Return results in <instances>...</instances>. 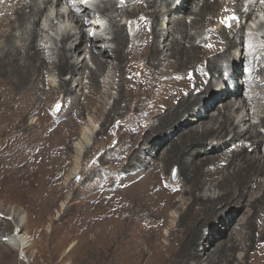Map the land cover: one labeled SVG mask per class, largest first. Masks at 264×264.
<instances>
[{
	"label": "bare ground",
	"instance_id": "obj_1",
	"mask_svg": "<svg viewBox=\"0 0 264 264\" xmlns=\"http://www.w3.org/2000/svg\"><path fill=\"white\" fill-rule=\"evenodd\" d=\"M65 1L71 2L0 0L5 3L0 4V127L7 132L20 129L31 115H37L28 125L39 127V137L32 132L16 134L21 138L30 136V145L40 144L36 142L40 140L44 145L54 142L56 148L69 141L75 131L70 129L76 126V120L85 116L86 109L92 110L94 106L95 114H106L95 137L104 133L100 144L102 154L108 153L109 147L117 156L111 165H106L107 175L99 180L96 189L109 203L100 211L98 208L92 211L98 210L94 218L109 229L107 234L100 235L107 241L104 252L108 251L111 241L117 248L116 260L111 264H139L146 254L145 264H149L152 256L153 264H264V65L256 57L260 50L257 54L254 53L257 49L243 50L244 56L240 54L238 58L232 57L231 52L244 44L246 23L243 18H251L255 3L247 4L244 9V0H183L187 3L183 8L177 4L180 0H126L125 3L85 0L91 6L71 3L69 18L75 28L64 33L66 23L62 27L56 24L52 14L51 20L48 16L45 20H50L55 37L46 38L44 33L42 36L40 22L44 14L52 8L56 10L55 17H64L61 6ZM16 2L20 6L12 8L14 11L10 13V7ZM256 3L264 9L262 2ZM234 11L240 13V23L217 26L225 13ZM169 14H173L174 19L168 17ZM121 16L126 20L120 21ZM261 21L258 13L250 25L256 27ZM108 29L113 35L111 39L102 40L100 34L93 38L90 34H107ZM38 35L42 36L39 43ZM75 35L80 37L72 39ZM250 38L252 44L256 42L253 36ZM111 40L115 42L113 47H99L95 43ZM73 41H78L76 52H87L83 59L77 57L78 63L73 62ZM259 44L264 46V39ZM111 53L113 56L109 59ZM231 60L236 66L245 65V69L234 75L233 64H228L234 80L242 81V85L236 87V84L227 94L215 96L204 109L200 105L194 108ZM51 71L58 75L68 71L72 76L56 84L53 79H46ZM135 71H141V75L137 77ZM253 83L263 90H252ZM83 88L87 89L82 91ZM113 90L118 96L106 109V98L112 97ZM54 92L65 98L64 117L61 115L60 119L50 116L41 106L42 96L50 97ZM17 112L23 117H15L19 116ZM118 113L124 119H115ZM149 117L155 119L148 127ZM87 125H91L90 119ZM65 129L69 130V135H64ZM110 129L118 133L114 148L105 144ZM90 133L93 132L89 126L84 127L74 148L86 143ZM151 143L146 156L140 155L143 146ZM258 149L263 154H258ZM78 155H81L80 150ZM79 156L74 159L76 166L81 160ZM174 166L180 171L177 183L167 178V172ZM13 173L4 175L0 187L4 189L8 180L11 182L8 186L12 184L21 192L23 177L12 176ZM208 180H211L210 185ZM178 195L181 199H176ZM113 201L117 207L115 215L103 218L101 209H109ZM173 208L181 210V214L177 224L170 225L169 233H164L171 237L164 252L159 247L160 235ZM10 209L13 214L10 218L16 223L7 243L28 253L33 244L24 232L23 211ZM92 217L88 218L89 225L95 223ZM212 219L218 233L210 243L203 227ZM114 221L116 225H112ZM6 226L0 222V232ZM199 243L206 245L204 254ZM253 245L259 250L254 251ZM240 248L246 251L245 260L237 256ZM204 255L206 258L202 261ZM1 256L3 261L8 258Z\"/></svg>",
	"mask_w": 264,
	"mask_h": 264
},
{
	"label": "rangeland",
	"instance_id": "obj_2",
	"mask_svg": "<svg viewBox=\"0 0 264 264\" xmlns=\"http://www.w3.org/2000/svg\"><path fill=\"white\" fill-rule=\"evenodd\" d=\"M180 1H182L184 4H187L183 0ZM230 1L233 2L234 0H230ZM244 1L246 2V0ZM3 3L4 2H1L0 4L4 5L5 3L4 4ZM47 4L50 5V3ZM247 4L248 3L245 4L244 9H247L249 5ZM19 6L20 4L16 2L15 4L12 5V7H10V9L13 8L15 10ZM73 6L75 5L73 4ZM13 9L9 10L10 13L14 11ZM251 9L253 10V15L251 16V18L249 17L243 18L244 23H246V26L243 29L244 34L242 36L244 40V44H241L240 46H236L232 49L231 51L232 57L234 56H236L234 58L240 57V54H242L243 50L245 51L246 49L252 48L251 49L252 51L257 49V52L255 50L254 53L257 54L259 50L261 51L257 54L256 57L259 60H261L260 64L264 65V46L259 44L264 39L263 37L264 11H260V9L261 10L264 9L259 3H255V5ZM55 11L56 10L53 9L52 11L46 12L44 15L45 17L46 16L49 17L53 14V19L57 21L56 24L59 23L61 27L64 26L65 23L66 25L68 24L69 27L74 25V23L70 21L69 15L66 14V12L64 17L57 18L54 15ZM71 12L72 11H70L69 13ZM258 13L261 15L262 21L259 22L256 25V27L255 26L252 27L250 25L251 24L250 21L253 18V16H255ZM239 14L240 13L237 11L225 13L223 16L224 19L220 20L217 26L221 27L223 24L230 25L231 23H238V22L240 23V21H238L240 20ZM168 17L174 19L173 14H169ZM232 17H235V19L233 20ZM106 20L108 21L107 18ZM119 20L124 21L126 20V18L121 16ZM169 21L171 23L172 20ZM255 22H252V24H255ZM41 23L42 21L40 22V25ZM88 24H90V22H88ZM132 24L135 25V22H133ZM237 26H239V24H237ZM35 27H37V25L34 26L33 28ZM44 31L45 30L42 28L41 30L42 36L44 33V36L46 38L48 37L50 38L51 36L55 35V29H51L53 33L52 35L50 33L46 34ZM107 33L108 35H112L111 33H109V29L107 30ZM42 36L41 35L37 36L38 43L39 41H41ZM76 36L77 35L74 36L75 39ZM250 36H253L254 38L256 37L255 39L253 38V40L256 41L253 43L255 44V46H253L252 42H250L252 41V38H250ZM61 37L58 38L57 41H59ZM133 40L134 42H136L137 39H135L134 37ZM111 41H112L111 46L112 47L115 46V42L113 40ZM77 42L78 41H75L74 44L71 43V45H73L72 54L75 60V61L73 60L74 63L75 62L78 63V61H80L85 57L86 55L85 53H87L86 50L77 51V52L75 51V44ZM248 42H250L251 44ZM137 43L138 42H136V44ZM245 43H247L248 46H246ZM126 52L127 49H125L124 53ZM78 56L80 60H78L77 58ZM112 56L113 54L111 53L109 59H111ZM242 56H244V54H242L241 57ZM233 60H231L229 63H226V65H224L222 73L218 77H220L225 72V70L228 68V64L231 65L233 64L231 68L232 70L235 69L234 75H236L237 71H242L243 68L245 69V65L243 67L241 66V64L239 66H236L237 63L233 62ZM134 73H136L137 77L141 75V71H137V72L135 71ZM71 76L72 74L69 73L68 71L61 75H58L55 71H51L46 76V79L47 80L53 79L54 82H56V84H59L60 79L68 80L70 79ZM218 77H216L215 80L213 81L214 84ZM235 82L236 83H234V85L237 84L236 87L242 85V81L239 82L237 78ZM71 84L74 86L75 82L73 81ZM251 88L252 90H255L256 88L263 90L262 87H259L258 84H254V83L251 85ZM85 89L83 88L82 91H84ZM102 89L106 90V87H103ZM207 93H209V90L207 91ZM116 96H118V93L117 91L113 90L112 97L106 98V102H107L106 109L113 104V100ZM64 99L65 98L63 95L56 92H54L50 97L47 95H43L41 100L42 101L41 106L42 108L45 107L47 113L49 112L50 116L57 117V119H60V117L62 116L64 117V112L62 114V111L64 109ZM82 102L84 103V100ZM59 103H61L60 104L61 106L58 113H56L55 108ZM93 108L94 106L92 107V110L86 109L84 113L85 116L80 120H76L77 122L76 126L70 129L71 132H73L74 130L75 131L74 134L70 137L69 141L63 144L61 147H56V148H55V144H53L54 142L44 145L43 142L37 140L36 142H39L42 145L40 144L30 145L31 143L28 141L30 140V136L25 135L22 138L18 136L21 133H28V132H32V134H35L36 137H39L41 135V131L39 130V127L35 125H28V122L30 123L31 122L30 120H32L31 118L32 117L37 118V115H31L28 118L29 121L26 120V124L23 125L22 126L23 128L20 129L9 130L7 132V130H3L1 128L2 126L0 125L1 126L0 127V183H1L0 186L4 183L2 182L4 180V175L6 176L8 172H14L12 176H16L19 174V176L23 177L21 181V186L23 187V191L21 192H17L13 188L12 184L11 186H8V183H11L8 180H6L5 182L4 189L0 187V222H2V225L7 224V226L0 232V242L2 243L5 241L4 244H0V256L4 255L5 257H8L6 261H3L2 258L3 256H1L0 257L1 264H9L7 261H10V264H20V261H23V258L25 260L23 261V264H108V262L109 264H111V262H114L116 260L114 257L117 256L115 253L117 250L116 246H114L111 241L109 246H107L108 251L104 252V247L107 241L104 242L100 237L101 233L107 234L109 232L108 226H102L103 222H101L98 219H95L93 214L96 213L102 206L109 203V200L107 199H105L106 202L104 201L103 195H100L101 193H98V190L96 189L99 186V180L103 178L105 175H107L106 165H111L113 163L114 157L117 155H113L109 147L107 148L109 150L108 153L102 154L103 148L102 146H100V144L102 143L105 134L101 133L103 136L101 137L98 136L99 138H96L95 136H96V132L102 127V121L105 118L106 114L103 116H99L95 114ZM82 109L83 110L85 109L84 105H82ZM215 112L216 111H214V113ZM15 114L19 115V116L14 115L15 117H20V118L23 117L18 112ZM114 117L115 119L118 117L124 119V117L120 113L116 114ZM89 119L91 125H87V123H89ZM154 119H155L154 117H149L147 119L148 127L153 123ZM255 120L259 121V118L255 116ZM87 126H89L90 131L93 133H90V135H88L86 143L81 144L82 146L79 145L80 147L78 148L81 153V155L79 156L78 155L79 150H77L78 148H74V144L78 143V140H80V137L82 136L83 128ZM64 132H65L64 133L65 136L69 135V130L65 129ZM16 133H18V135ZM117 134L118 133L115 132L114 129H110L108 135L109 138L107 140V143L105 144L110 147L111 146L113 147L118 140ZM11 135L12 138L9 139ZM89 138L91 139L89 140ZM93 143L94 146H92ZM86 145H88L89 147H87ZM151 148H152V143L144 145L140 155L145 157L147 152H149ZM257 152L258 154L259 153L263 154L262 151H259V149ZM76 155L79 156V159L81 158L79 165H77L78 167L74 164V159L78 157ZM22 156L24 159L22 158ZM16 164L18 167L15 166ZM19 164L21 166H19ZM172 168L173 169L168 168L170 171L167 172V176H168L167 178L177 183L180 180V171L177 168V166H174ZM151 173L153 174V171H151ZM30 179H32L31 185H30ZM207 182H208L207 184L210 185L209 183L211 182V180H208ZM34 184H36L35 187ZM91 197L93 198L91 199ZM176 197H175L176 199H181V195H178ZM89 198L91 199V201L89 200ZM34 203L38 205H35ZM39 203L41 204L39 205ZM88 204L90 205V207ZM96 205L97 207H95ZM185 206L186 205H184V208ZM10 208L19 209L20 212L23 211L22 215L24 214L26 221L24 232L31 237L30 243L33 244L31 246V249L28 251V253H25V250L19 251L18 249H15L12 245L7 243L9 236H11L12 233L14 232V227L16 223L14 219L10 218L13 216ZM95 208H98V210H96V212L92 211ZM116 209H117L116 202L113 201L109 209H104V208L101 209L103 212L102 217L103 218L113 217L116 213L115 211ZM107 210H109V213L107 212ZM168 213L170 215L169 220L167 224L163 226L162 235H160L159 247L164 252L166 251L165 249L168 247V243L171 241L170 239L171 237H168L164 233H169L170 225L177 224L179 220V216L181 214V210L173 208L169 210ZM235 215L237 217V212L235 213ZM89 217L93 218L95 222L93 225H89V220H90V219L88 220ZM210 221L211 222L209 224H205V226L203 227V231L204 233H206V236H208L207 238L211 243L213 242L214 237L217 235L218 230H217V225L214 224L215 219H212ZM112 225H116V221L112 222ZM241 232L242 233L244 232L245 234L244 230H242ZM239 233L240 232H237V235H239ZM112 237H113L112 240L114 242L115 235L113 234ZM199 244H200L199 245L200 250L202 251V254H204L205 253L204 248L206 245L203 243H199ZM147 246L148 245L145 244L144 249L146 251L148 249ZM150 250L151 249H149L148 251ZM253 250L258 251L259 247L254 246ZM245 255H246V251L244 248L243 249L240 248V250L239 249L237 250V256L240 259L244 257L243 260H245ZM147 256L148 254H146L145 259L139 261V264H145L146 259L148 258ZM204 256H203L204 258H202V261L206 258V255ZM153 261H154L153 256L149 257L148 263L153 264Z\"/></svg>",
	"mask_w": 264,
	"mask_h": 264
},
{
	"label": "water",
	"instance_id": "obj_3",
	"mask_svg": "<svg viewBox=\"0 0 264 264\" xmlns=\"http://www.w3.org/2000/svg\"><path fill=\"white\" fill-rule=\"evenodd\" d=\"M122 1H124V0H122ZM61 103H59V104H57V106H56V108H55V112L57 113L58 111H59V109H60V105Z\"/></svg>",
	"mask_w": 264,
	"mask_h": 264
},
{
	"label": "snow or ice",
	"instance_id": "obj_4",
	"mask_svg": "<svg viewBox=\"0 0 264 264\" xmlns=\"http://www.w3.org/2000/svg\"><path fill=\"white\" fill-rule=\"evenodd\" d=\"M262 2H264V0H262ZM232 19L234 20L235 19V17H232ZM230 26V25H229Z\"/></svg>",
	"mask_w": 264,
	"mask_h": 264
},
{
	"label": "clouds",
	"instance_id": "obj_5",
	"mask_svg": "<svg viewBox=\"0 0 264 264\" xmlns=\"http://www.w3.org/2000/svg\"><path fill=\"white\" fill-rule=\"evenodd\" d=\"M112 36V35H111ZM94 40V39H93Z\"/></svg>",
	"mask_w": 264,
	"mask_h": 264
}]
</instances>
